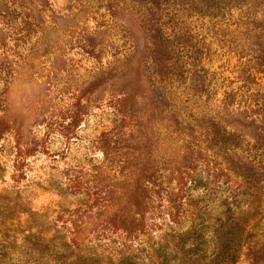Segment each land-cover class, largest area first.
<instances>
[{
  "label": "rangeland",
  "instance_id": "374dc122",
  "mask_svg": "<svg viewBox=\"0 0 264 264\" xmlns=\"http://www.w3.org/2000/svg\"><path fill=\"white\" fill-rule=\"evenodd\" d=\"M162 262L264 264V0H0V264Z\"/></svg>",
  "mask_w": 264,
  "mask_h": 264
},
{
  "label": "trees",
  "instance_id": "16d2710c",
  "mask_svg": "<svg viewBox=\"0 0 264 264\" xmlns=\"http://www.w3.org/2000/svg\"><path fill=\"white\" fill-rule=\"evenodd\" d=\"M175 239L177 240L178 244H182V245H183V242L185 241V239H183V236H181V235L175 237ZM193 240L194 241L191 243V245L194 247V246H196V243H195V239H193ZM165 259H166V257H165V255H163V260H165ZM161 264H164V263L162 262Z\"/></svg>",
  "mask_w": 264,
  "mask_h": 264
}]
</instances>
